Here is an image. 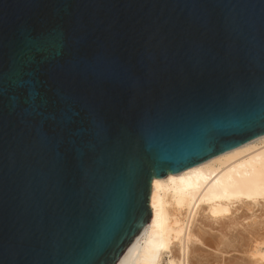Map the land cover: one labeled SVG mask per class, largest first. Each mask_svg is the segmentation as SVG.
I'll return each instance as SVG.
<instances>
[{
  "label": "water",
  "instance_id": "obj_1",
  "mask_svg": "<svg viewBox=\"0 0 264 264\" xmlns=\"http://www.w3.org/2000/svg\"><path fill=\"white\" fill-rule=\"evenodd\" d=\"M263 136L264 0H0V264H118Z\"/></svg>",
  "mask_w": 264,
  "mask_h": 264
},
{
  "label": "bare ground",
  "instance_id": "obj_2",
  "mask_svg": "<svg viewBox=\"0 0 264 264\" xmlns=\"http://www.w3.org/2000/svg\"><path fill=\"white\" fill-rule=\"evenodd\" d=\"M152 206L118 264H264V136L154 179Z\"/></svg>",
  "mask_w": 264,
  "mask_h": 264
}]
</instances>
